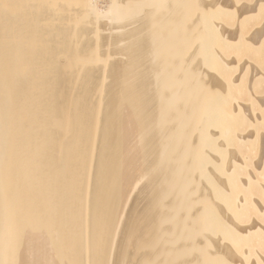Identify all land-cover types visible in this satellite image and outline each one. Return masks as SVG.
Segmentation results:
<instances>
[{"label":"bare ground","instance_id":"obj_1","mask_svg":"<svg viewBox=\"0 0 264 264\" xmlns=\"http://www.w3.org/2000/svg\"><path fill=\"white\" fill-rule=\"evenodd\" d=\"M246 53L264 0H0V264H264Z\"/></svg>","mask_w":264,"mask_h":264},{"label":"rangeland","instance_id":"obj_2","mask_svg":"<svg viewBox=\"0 0 264 264\" xmlns=\"http://www.w3.org/2000/svg\"><path fill=\"white\" fill-rule=\"evenodd\" d=\"M227 23H230L231 26H235V22L233 20H230V18L228 19ZM260 23H261V21H254L251 24V28L255 27L256 25H259ZM116 26H117V24H114L112 26V28H116ZM243 56H244V58H248L251 61H256L257 60V62L262 63L264 65V53H263L262 57H257V58H254L251 54H248V53L244 54ZM109 57H111V56H109ZM112 59H113V57H112ZM110 60H111V58L108 59V57H107L105 62L107 63ZM248 92L249 91L246 88H244L243 86H240L238 94L236 92H234L233 96H234V98H236L240 102L251 103L252 98H251V96L248 95ZM260 93H264V86L262 88V91H260ZM242 118L243 117H239L238 125L236 126V131H243V130H245L247 128L255 129L256 127H257V129L264 130V110H263V115H262V118H261V122H260V124L258 126H253L251 124H245V126H244ZM243 175H244V173H243Z\"/></svg>","mask_w":264,"mask_h":264},{"label":"built area","instance_id":"obj_3","mask_svg":"<svg viewBox=\"0 0 264 264\" xmlns=\"http://www.w3.org/2000/svg\"><path fill=\"white\" fill-rule=\"evenodd\" d=\"M99 2H102L103 0H98Z\"/></svg>","mask_w":264,"mask_h":264}]
</instances>
